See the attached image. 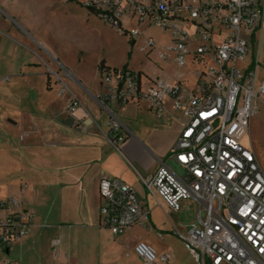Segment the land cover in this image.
<instances>
[{"label":"built area","instance_id":"built-area-1","mask_svg":"<svg viewBox=\"0 0 264 264\" xmlns=\"http://www.w3.org/2000/svg\"><path fill=\"white\" fill-rule=\"evenodd\" d=\"M78 3L132 45L142 39L139 50L146 57L155 50L162 61L171 60L176 71L204 64L187 71L193 76L192 86H186L183 74L170 82L144 79L140 71L128 67L99 72L108 139L118 146L126 137L116 109L142 101L162 114L169 100L181 129L168 160L182 175L160 162L153 174L138 175L142 187L165 206L170 232L182 241L193 264H264V173L251 144H243L245 139L250 142L251 117L264 108V70L250 58L262 23V0ZM151 29L166 43L147 35ZM53 74L59 83L57 94L68 93L60 75ZM66 111L70 116L82 111L70 92ZM83 117L74 119L75 128H85ZM98 193L100 225L114 237L149 225L145 200L121 179L102 177ZM185 204L192 210V221L182 226L179 214ZM16 206L13 198L0 200V211ZM32 218V211L24 208L0 216V264H18L9 251L29 233ZM56 246L54 241L52 247ZM132 253L142 264H170L169 255L159 254L144 241L136 242Z\"/></svg>","mask_w":264,"mask_h":264},{"label":"crops","instance_id":"crops-1","mask_svg":"<svg viewBox=\"0 0 264 264\" xmlns=\"http://www.w3.org/2000/svg\"><path fill=\"white\" fill-rule=\"evenodd\" d=\"M262 3L257 34L264 36ZM83 10L86 20H94L95 15ZM42 17V12L20 0H0V200L13 198L17 203L0 211V216L18 208L33 213L29 233L9 251V258L17 263L13 254L19 251L25 260L31 258L29 252L39 228L49 227L68 242L92 230L113 236L100 225L98 183L102 177L121 179L145 200L148 209L152 202L165 212L157 197L147 195L138 175H151L160 162L169 161L181 129V119L169 100L162 114L154 113L145 102L130 103L116 109L126 137L118 146L112 145L107 114L99 101L105 92L98 71L101 60L97 63V84L69 70L44 36ZM250 58L260 66L258 54L254 57L252 49ZM54 65L64 73L55 72ZM53 73L60 75L68 91L81 102L82 111L76 116L67 113L69 92L57 94L59 83ZM81 116L85 128L80 130L75 128L74 119ZM164 225L152 223L156 235L140 237L159 254H164L159 252L163 249L159 243L169 229ZM60 243L59 238L49 242L53 264H71L69 255L61 252ZM69 248L72 251L73 246ZM132 255V249L125 253Z\"/></svg>","mask_w":264,"mask_h":264},{"label":"rangeland","instance_id":"rangeland-1","mask_svg":"<svg viewBox=\"0 0 264 264\" xmlns=\"http://www.w3.org/2000/svg\"><path fill=\"white\" fill-rule=\"evenodd\" d=\"M22 4L42 12L44 36L59 51L62 60L67 64L69 70L77 72L91 83L97 84V63L104 59L111 68L120 69L124 66L133 71H140L144 79L163 78L176 79L179 74L186 77V86H192L193 76L187 71L201 69L204 64L188 65L180 71H176L174 63L162 61L157 51H152L146 57L139 50L142 39L132 45L128 37L120 35L116 29L104 24L96 16L94 20H86L84 8L78 0H20ZM264 1V0H263ZM90 13L89 11H87ZM147 35L152 36L159 44H165L166 39L159 35L157 30L151 29ZM254 57L258 54L260 66L264 67V36L257 34L252 43ZM190 63V59H188ZM54 71L64 73L58 66H53ZM259 74H262L259 71ZM249 139L243 141L246 147L251 144L261 170L264 173V108L255 113L249 122ZM176 174L180 175L179 169L171 162L166 163ZM182 175V174H181ZM187 204L179 214L182 226L192 221V210H187ZM150 217L148 226H136L119 237H113L106 231L92 230L91 233L80 235L78 239L71 242L63 241L61 235L51 232V228H39L38 238L33 250L29 252L28 261L23 258L22 252L13 254L18 259V264H53L52 252L49 246L50 240L59 238L61 252L69 255L71 264H140L132 255L125 256L133 245L140 241L144 235H156L152 223L157 226L169 228L163 233V240L159 243L163 252L171 257L170 264H193V260L184 249L182 241L170 232V226L165 219L164 211L159 205L149 202ZM77 238V237H76ZM149 244V243H148ZM70 245L73 246L72 251ZM151 245V244H150Z\"/></svg>","mask_w":264,"mask_h":264},{"label":"trees","instance_id":"trees-1","mask_svg":"<svg viewBox=\"0 0 264 264\" xmlns=\"http://www.w3.org/2000/svg\"><path fill=\"white\" fill-rule=\"evenodd\" d=\"M126 66L122 67V68H125ZM108 69H112L108 66L105 65L104 61L101 60L98 64V71L101 72L102 70H108ZM115 70V69H114Z\"/></svg>","mask_w":264,"mask_h":264}]
</instances>
